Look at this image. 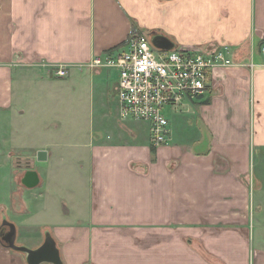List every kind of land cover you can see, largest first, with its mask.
I'll use <instances>...</instances> for the list:
<instances>
[{
  "label": "crops",
  "instance_id": "0c3cea01",
  "mask_svg": "<svg viewBox=\"0 0 264 264\" xmlns=\"http://www.w3.org/2000/svg\"><path fill=\"white\" fill-rule=\"evenodd\" d=\"M140 27L178 49L224 51L235 62L211 72L202 96L169 108L170 141L154 146V154L150 125L149 138H140L127 122L143 121L120 117L118 72L87 66L125 51ZM263 45L264 0H0V115L15 114L26 100L18 81L46 97L50 85L71 92V84L85 80L81 102L106 107L101 121L109 133L105 142L91 137L80 146L89 152L81 163L91 167L90 199L72 214L64 203L62 216L45 219L41 214L52 215L54 207L39 193L27 202L17 236L20 229L36 241L48 232L63 264H264ZM61 66L67 78L46 79L48 68L56 75ZM185 116L209 137L200 131L191 142H176L173 121ZM39 151L46 159H36ZM55 151L20 158L39 173L57 161ZM7 208L0 202L3 213ZM0 264L27 261L0 240Z\"/></svg>",
  "mask_w": 264,
  "mask_h": 264
},
{
  "label": "rangeland",
  "instance_id": "374dc122",
  "mask_svg": "<svg viewBox=\"0 0 264 264\" xmlns=\"http://www.w3.org/2000/svg\"><path fill=\"white\" fill-rule=\"evenodd\" d=\"M145 15L150 20H155L157 17V14L153 10L150 11V9ZM161 18V15H159L158 19ZM146 21L148 22L147 19ZM140 31L150 39L152 36L157 35L154 31L149 32L147 27H140ZM111 71L113 72V70ZM116 75L117 72H114V77ZM46 76L47 80L55 83L68 77H56L53 68H48ZM87 82L84 80L71 84V92H69L67 85L57 84L58 89L50 85L44 93L46 97L40 91L36 93L32 85L30 89V86H24L19 81L17 82L19 91L24 90L26 100L18 106L15 114L9 115L8 113L6 115V113H3L0 115V202L8 207L6 213L0 210V218L3 221L9 219L17 228L24 225L27 218L26 204L31 199H38L39 193H43L44 201L54 207L51 211L52 215H49L48 212L41 214V217L45 219L47 217L52 219L58 214L62 216L64 214L62 210L66 209H63L64 203L68 205L72 214L76 203L90 199L92 188L91 167L88 166V162L81 163L83 159L88 161L89 152L88 149L80 146L87 144L91 137L105 142L109 133L106 125L101 121L106 107L97 104L87 105L85 99L81 102V98L88 96L89 85ZM75 100H77V105H74ZM188 101L185 100V103ZM42 102H45L44 105L40 104ZM170 110L167 108L165 111L167 117L170 116ZM130 122L135 130H137V127L139 128L137 132L140 138H149V128L146 122L128 121L127 123ZM200 131L203 135L208 136L201 125H195L192 122L187 123L186 116L173 121V139L176 142H191L199 135ZM59 144L61 145L60 153L57 151ZM45 148L56 150L53 154L59 155V157L52 167H48V165L38 167L37 170L43 180L44 187L27 189L21 186L20 180L24 174V169L18 167L13 169L12 161L18 156V158L33 156L38 150ZM9 153L12 156L8 158ZM257 156L256 167L260 170L262 161L259 152ZM81 164L88 167L81 168L83 166ZM33 190L37 193V196L32 198L31 191ZM12 193L13 198L10 196ZM69 194L74 196L75 199L61 201ZM14 202L17 203H15L16 206ZM34 231L42 233L40 226L36 227ZM21 233L22 230L20 232V229H18L16 244L29 249H37L49 234L47 232L45 237L40 236L36 242L22 236Z\"/></svg>",
  "mask_w": 264,
  "mask_h": 264
},
{
  "label": "built area",
  "instance_id": "2783aa9c",
  "mask_svg": "<svg viewBox=\"0 0 264 264\" xmlns=\"http://www.w3.org/2000/svg\"><path fill=\"white\" fill-rule=\"evenodd\" d=\"M127 45L125 51L116 55L94 57L87 66L118 72L120 117L147 122L155 147L170 141L166 109L202 96L211 72L235 65L224 51L160 49L142 33H134ZM261 52L264 54V45ZM56 75L66 77L67 69L59 67Z\"/></svg>",
  "mask_w": 264,
  "mask_h": 264
},
{
  "label": "water",
  "instance_id": "95a60500",
  "mask_svg": "<svg viewBox=\"0 0 264 264\" xmlns=\"http://www.w3.org/2000/svg\"><path fill=\"white\" fill-rule=\"evenodd\" d=\"M152 43L160 49L171 50L175 48V45L168 38L161 35H155L152 39ZM46 154L45 151H39L37 160L42 161L44 158L46 159ZM20 184L27 189H35L41 185V177L36 170L27 168V171L21 177ZM2 226L10 227V231L6 236L2 237L0 234V240L3 246L6 249L23 254L27 264H63L60 251L50 234L46 236L44 243L40 247L37 249H29L16 244L17 229L14 224L4 221L0 226V230Z\"/></svg>",
  "mask_w": 264,
  "mask_h": 264
},
{
  "label": "flooded vegetation",
  "instance_id": "af4514ba",
  "mask_svg": "<svg viewBox=\"0 0 264 264\" xmlns=\"http://www.w3.org/2000/svg\"><path fill=\"white\" fill-rule=\"evenodd\" d=\"M37 159V158H36ZM17 162V167L20 168V169H24V173L27 171V168H32L31 167V160H29L28 158H19L18 160H16ZM2 225V223H1ZM10 231V227L9 226H2L1 227V230H0V234L3 236H6V234Z\"/></svg>",
  "mask_w": 264,
  "mask_h": 264
},
{
  "label": "trees",
  "instance_id": "16d2710c",
  "mask_svg": "<svg viewBox=\"0 0 264 264\" xmlns=\"http://www.w3.org/2000/svg\"><path fill=\"white\" fill-rule=\"evenodd\" d=\"M154 151H155V149H154V146H153V149H152L153 154H154Z\"/></svg>",
  "mask_w": 264,
  "mask_h": 264
}]
</instances>
